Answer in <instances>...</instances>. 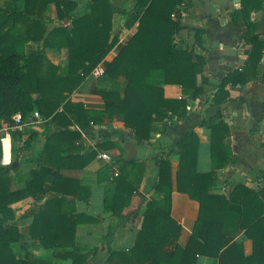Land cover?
Listing matches in <instances>:
<instances>
[{
  "label": "trees",
  "instance_id": "16d2710c",
  "mask_svg": "<svg viewBox=\"0 0 264 264\" xmlns=\"http://www.w3.org/2000/svg\"><path fill=\"white\" fill-rule=\"evenodd\" d=\"M78 2L11 0L0 6V130L3 123H12L16 114H22L28 121L34 112H39L46 120L47 129L54 125L56 128L45 138L38 163L57 170L84 169L96 159V151L81 153L76 142L103 119L123 117L126 127L132 130L127 135L136 145H147L158 116L166 111L185 119L190 102L199 100L207 92L208 81L203 77L205 58L175 42L182 26L173 18L183 0H137L132 17L138 22L137 32L105 71L107 77L127 80L125 93L99 91L110 102L104 110L89 109L81 102L72 101L71 94L119 43L113 33L115 9L110 0L90 2L91 11L82 16L74 14ZM51 5L55 6L58 19L53 27L49 23L54 21L46 18ZM263 10L264 0H242L241 9L233 13V22H244L248 28L244 35L250 44L248 58L242 69H234L214 88L209 108L237 101L230 88L246 86L260 78L264 41L256 33L258 24L251 16ZM196 42L204 48L203 37L198 32ZM29 43L38 44V50L26 53ZM48 49L66 53V64L51 62L45 53ZM167 87H177L181 94L170 96ZM218 118H203L190 134L176 143L180 155L177 190L200 206L187 246L178 245L172 255L164 252L181 233V225L172 217L174 181L170 153L164 152L157 159L159 175L153 185L157 197L144 201L143 220L134 246L129 250H109L102 264H197L200 256L216 258L219 264H264V187L235 183L229 197L215 190L217 173L237 162L224 138V134L230 133V126L224 120L216 123ZM196 127L211 131L212 163L211 169L204 173L198 170L200 138ZM25 133L14 131L13 139ZM37 137L36 132L30 135L33 140ZM99 146L105 150L114 147L110 142ZM2 157L0 143V264H20L11 248L19 233L13 227L4 228V224L16 219L13 206L30 197L34 198L35 207L27 213L32 219L29 236L36 245L54 251L58 259L72 264H88L104 251L99 247L82 252L75 245L78 226L98 222L76 206L77 201L90 204L89 187L58 172L55 182L50 184L48 173L37 168L31 171L32 179L25 188L13 191L9 175L20 166L14 163L4 166ZM111 175L108 164L98 171L99 184L113 186V193L105 198L104 208L124 222L137 214H125V210L140 190L145 164L134 159L124 160L118 175ZM50 192L57 197L47 199ZM202 229L206 230L205 241L198 236ZM240 231L252 241L250 254L236 240ZM28 264L51 263L28 257Z\"/></svg>",
  "mask_w": 264,
  "mask_h": 264
},
{
  "label": "crops",
  "instance_id": "0c3cea01",
  "mask_svg": "<svg viewBox=\"0 0 264 264\" xmlns=\"http://www.w3.org/2000/svg\"><path fill=\"white\" fill-rule=\"evenodd\" d=\"M92 1L94 0H79L74 14L82 16L89 13L91 10H89L88 4ZM136 1L110 0L115 9L113 33L118 36L119 43L98 66L103 70V74L98 77L93 72L82 86L70 96L72 101L81 102L89 109L104 110L110 102L105 101L99 95V91L125 93L127 80L124 77L119 79L107 77L105 71L118 55L119 50L137 32L138 22L132 20L136 13ZM241 7L242 0H183L173 18L182 26L175 35V42L179 47L192 49L205 58L203 77L208 81L207 92L199 100L190 102L188 116L185 119L172 116L166 111L165 114L158 116L154 123L155 131L151 134L147 145H136L134 139L127 135L132 133V130L126 127L123 117H114L112 120L103 119L101 124L92 125L88 132L83 133V139L80 142H76V146L82 149L81 153L96 151V159L84 169L57 170L52 166L39 164L37 158L43 148L45 138L56 128L55 125L50 130L47 127L45 129V126L44 129H40L38 125L42 122L35 120L32 125L35 126L34 130L39 131L37 140L30 151H23L18 162H14L13 159L18 153L14 150L15 140L13 139V149L7 158L9 157L10 164L14 163V166H20L18 170L9 175L13 191L25 188L32 179L31 171L37 168L48 173L47 178L50 184L55 182L58 172L62 177L77 180L82 186L91 189L90 204L77 201L76 206L80 212L96 218L98 222L80 224L77 228L75 245L82 252L99 247H102L104 251L96 258L89 260L88 264L104 263L108 251L111 249L112 251L129 250L134 246L143 220L144 201L151 197H157L153 189V185L158 179L157 175H159L157 159L164 152L170 153L174 181L172 217L181 225L180 236L178 239H173L166 246L164 252L172 255L178 245L187 246L199 217L200 206L187 194L177 190L176 174L179 170L180 155L177 152L176 143L190 134L195 124L203 118L209 119L216 116L219 117L215 119L216 123L222 120L228 123L231 131L229 134H224V138L237 157L235 164H230L217 173L215 190L229 197L235 183H243L251 188L264 187V58L259 67L260 78L258 80L250 82L246 86L239 85L230 88L232 96L238 99L237 101L209 108L214 88L234 69H242L248 58L246 52L250 49V44L249 40L244 39L248 28L244 22L235 23L231 18L233 13ZM251 17L258 24L256 33L264 41V10L253 13ZM46 18L47 21H54L49 23V27L57 24L58 19L54 5L50 6ZM197 32L203 37L204 48L197 45ZM38 47L36 43H29L26 46V53L35 52ZM45 53L56 65L64 66L67 62L59 64V60H53L49 54L57 53L61 56L64 52L48 49ZM167 94L176 97L181 94V91L177 87H167ZM28 128L30 129L31 126ZM43 130L46 134L43 133ZM195 131L200 138L198 170L203 173L208 172L212 163L211 131L206 127H196ZM24 138H28V136ZM105 142H110L114 147L102 149L99 145ZM103 153L110 155L111 160L101 158ZM133 159L145 164V175L139 192L134 195L131 206L125 210V214L130 212L137 214L122 222L105 211L104 201L108 194L113 193V186L108 183L99 184L97 176L98 171L108 164L111 176L114 177L119 172L122 161ZM54 197H57V194L53 192L46 195L47 199ZM13 207L16 209V219L5 223L4 228L13 227L19 233L17 241L12 242L11 248L18 256L20 264L26 260V257H35L51 264H72L70 261L58 259L54 251L47 250L31 241L29 233L32 219L28 217L27 213L35 207L34 198L22 200ZM198 236L200 240L205 241L206 230H200ZM236 237L237 241L244 244L246 253L250 254L252 241L245 236L244 231H240ZM197 264H219V262L216 258L200 256Z\"/></svg>",
  "mask_w": 264,
  "mask_h": 264
},
{
  "label": "built area",
  "instance_id": "2783aa9c",
  "mask_svg": "<svg viewBox=\"0 0 264 264\" xmlns=\"http://www.w3.org/2000/svg\"><path fill=\"white\" fill-rule=\"evenodd\" d=\"M94 74L96 76H101L103 74V70L101 68H96L94 70ZM40 121L41 115L39 112H34L33 117L30 120H25L22 114H16L13 119L12 123H3L2 128L0 130V143L3 149V157H2V164L4 166L10 165L11 161L9 157L7 158L10 151L13 149V132L14 131H21L24 132L29 126L34 124V121ZM101 158L111 160L110 155L103 153L101 154ZM118 175V173H116ZM115 175V176H116Z\"/></svg>",
  "mask_w": 264,
  "mask_h": 264
},
{
  "label": "rangeland",
  "instance_id": "374dc122",
  "mask_svg": "<svg viewBox=\"0 0 264 264\" xmlns=\"http://www.w3.org/2000/svg\"><path fill=\"white\" fill-rule=\"evenodd\" d=\"M8 1H11V0H0V6L6 5V2H8ZM49 54L53 57V60H57V61L59 60V64H61V63L64 64V62L67 61L66 60V53H63L61 56H59L57 53H49ZM40 121L42 122L41 124L38 125L40 127V129H42V128L44 129V126H45V129H46V120L42 117V115H41V120ZM34 127H35L34 125H31L30 129L29 128L25 129L24 132L26 131V133L24 134V136L23 137H18L14 141L15 142L14 150H16V152H18L17 156H16V154H15V156H16V158H18V160L21 159L23 151H30L31 148H32V145L37 140V138L35 140L30 139V135H31L32 132H37V133L39 132V131L34 130L35 129ZM28 132H30V133H28ZM43 133L46 134L44 130H43ZM25 136H28V138H24ZM24 156H25V154H24ZM13 159H15V157ZM22 264H28V257H26V260L24 262H22Z\"/></svg>",
  "mask_w": 264,
  "mask_h": 264
},
{
  "label": "water",
  "instance_id": "95a60500",
  "mask_svg": "<svg viewBox=\"0 0 264 264\" xmlns=\"http://www.w3.org/2000/svg\"><path fill=\"white\" fill-rule=\"evenodd\" d=\"M15 165H16V163H15Z\"/></svg>",
  "mask_w": 264,
  "mask_h": 264
}]
</instances>
